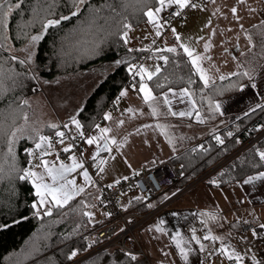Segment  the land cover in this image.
Listing matches in <instances>:
<instances>
[{
    "label": "trees",
    "instance_id": "16d2710c",
    "mask_svg": "<svg viewBox=\"0 0 264 264\" xmlns=\"http://www.w3.org/2000/svg\"><path fill=\"white\" fill-rule=\"evenodd\" d=\"M17 2L19 0H11L13 5ZM105 2L106 0H87L77 16L62 21L56 28H50L43 39L35 45L32 61L26 65L21 66L17 61L10 59L6 63L0 60L2 65L0 79H3L10 88L6 94L0 96V122L5 124L9 133L16 128L23 129V133L17 132V136L21 138L15 144L18 168L28 167L30 157L25 149H34V141L30 137L36 131L47 136L61 129L60 124L58 129L49 128L47 125L51 124V121L31 103L38 81H55L66 75L119 61L87 97L75 118L79 121L81 130H89L102 120L108 104L127 85L131 77L128 66L134 65L147 54L148 50H133L128 42L124 43L121 39L124 31L121 25L127 23L131 25L130 29H133L148 23L144 12L149 8L154 11L160 7L156 0H148L147 3L124 0L127 7H123L120 0H108L115 7V12L101 8ZM33 3L34 0H25L20 9L13 7L8 18L10 43L15 49L11 55L20 59L26 57V53L20 49L29 41L19 34L21 29L18 26L33 21L32 25L23 31L29 35H38L41 31L39 20H34L31 12L30 5ZM97 8L101 9L99 13L94 12ZM72 10L74 9L68 0H57L55 15L49 18L58 19L61 14L70 16ZM117 12L120 14L116 15ZM105 37V42L100 43ZM176 49L175 53L152 51L151 55L157 59L161 55L168 56L169 62L165 64L159 59L161 72L148 83L157 95L169 88L189 87L194 93L193 99L197 108L206 116L210 114L211 121H214L210 132L213 129H220L218 134L210 136L203 146L196 145L175 160V163L180 164L184 170L185 176L181 181V185H184L209 171L215 164L258 136L264 130V110L257 107L245 110L223 128L224 121L215 120L218 116V112L215 111L216 102L238 93L241 90L239 86H243L247 78L230 76L203 88V82L191 68L187 54L180 47ZM9 55V52H3V57L7 58ZM259 57H263V54H259ZM17 73L22 75H16ZM189 75L195 81L191 85L187 83ZM134 82L137 84L139 81L134 79ZM157 83L162 87L157 88ZM233 84L237 87H231ZM25 99L28 100V104L23 103ZM215 136L223 138V144L219 143ZM5 141L6 137L0 140V165H3L7 174L0 181V264H70L99 243L94 236V229L98 223H91L89 217L82 214L84 211L89 212L96 205V197L92 193L82 195L74 198L63 209H53L51 216L35 215L32 204L38 201V197L30 180L20 181L17 176L21 173L9 171L12 160L7 156ZM257 150L264 151V136L258 138L252 147L238 154L231 163L206 181L209 183L215 180L216 185L223 187L264 172V162L260 161ZM79 201H84L88 206L79 204ZM135 203L142 202L138 199ZM141 207L146 209L148 206L144 207L141 204ZM74 250L77 251V255L69 260L68 256ZM133 262L129 253L113 248L80 264H133Z\"/></svg>",
    "mask_w": 264,
    "mask_h": 264
},
{
    "label": "crops",
    "instance_id": "0c3cea01",
    "mask_svg": "<svg viewBox=\"0 0 264 264\" xmlns=\"http://www.w3.org/2000/svg\"><path fill=\"white\" fill-rule=\"evenodd\" d=\"M192 2H194V0H189V3ZM174 5L176 4L169 6L166 0L161 11L155 14L154 22H148L140 27L133 28L134 31H138L133 34L134 38L137 40L134 44L132 40L128 39L130 48L133 50H148L146 57L137 64L143 65L149 71H152L156 65H160V60L154 56V60L147 59L152 56L153 50L156 51L161 47L162 49H166L169 48L168 46L177 48L180 44H184L194 49V54L210 57V59L204 60L201 63L202 67L205 69H209L212 65H215V68L219 69V72L213 69L209 73V75L215 78V82L220 80L218 78L219 75L223 74L229 76V74L233 72L254 70L258 77L262 75L264 60L263 62L259 61V67L254 69L252 63H254L255 50L254 47L251 49L249 48L247 36L250 35L254 43V28L258 30L259 27H264V24H261V21L264 20V0H245L244 3H240L238 0H215L213 3V0H208L205 2V7L183 8L182 19L173 22H165L163 20L164 12L167 8ZM233 7L237 9L235 15L231 11ZM250 9H254L255 11H250ZM241 25L243 27H241ZM173 28L176 30L175 34L172 31ZM130 31L132 30L130 29L128 33ZM157 31L160 32L159 36L156 35ZM176 35L180 37L179 40L176 39ZM162 40H164L168 46H166ZM139 42L140 44H138ZM205 44L209 45L207 51L204 49ZM117 62L119 61L107 63L84 71V73H90L89 75H91V77L93 75L95 77V74H91L93 71H97L98 74V78L96 77L90 80L88 93L86 92L87 97L104 77L117 66ZM238 64L241 65V67L238 68ZM135 79L139 81L137 84L133 80L134 84L125 86L121 89L120 93L127 90V95L121 96L119 93L117 109L104 112L102 120L88 130L85 138V148L81 155L70 150L67 159L62 160L59 158V160H57V153L53 146L51 149L52 154L44 157V159L49 161H55L57 166H59L60 162L70 165L72 161L69 157L73 155L77 157L78 161L83 162L84 168L88 170L93 183L84 184V178L79 174L84 169H77L76 172L69 174L68 177L69 179L75 178L77 184L84 185L85 192L79 196L92 193L97 199L99 194L97 187L99 184L105 186L116 184V181L120 182L125 179V177L148 171L165 160H172L175 163V160L181 154L196 145L203 146L204 142L210 137V132L207 128L208 125L206 123L207 116L203 113L200 112L204 120L203 123L197 122L195 113L191 118L166 115V113H168V106L163 103V95L165 93H168L172 111L176 112L184 111L189 107L187 98H185V103H180L178 99L169 92L170 88L157 95L145 77V82L152 89L153 95L158 98L155 102V106L158 108L160 115L152 116V107L144 103L142 98L143 94L139 92L140 77L136 76ZM253 82L254 79L252 81L247 79V82L238 93L226 99H221L222 101L220 100L218 103L216 102V104L222 106L225 105L230 98L237 95H246L249 99L244 103L241 109L243 110L242 112L256 107L258 104L262 103L263 98L259 99L257 97L256 90L251 87ZM134 85L135 88L133 87ZM171 89L179 93L182 87ZM87 97H85L82 102L80 101L81 103L78 102L74 112H69L67 110L59 111L57 117L52 118L50 123L56 125L60 124L62 128L67 120L75 119ZM129 108L134 111H127ZM105 115H111V119L105 120ZM236 116H239V114ZM218 119L219 113L217 116V120ZM120 120L124 121L123 125L118 123ZM157 124L169 126L166 130L167 135L161 134V129L155 127ZM97 125H99V128H97ZM145 125H152L153 127L146 128L144 127ZM191 127H197L198 131H201V134L198 136L189 134L188 129ZM100 128L111 129L107 136L109 140L115 137L117 141L116 144L109 143V147L111 148L110 152L103 150L105 141L102 139L93 145H88L86 143L87 138L93 136L99 137L101 135L99 131ZM59 131H61V129ZM84 131L85 130H77V133H75L73 137L80 135L81 132L84 133ZM68 145L70 144L64 141L63 146L67 147ZM98 148L101 150L94 161L92 156L97 152ZM101 159L105 160L106 163L103 165L104 172L98 174L96 165ZM30 160H32L34 164L40 163L39 159L34 157H30ZM35 171L42 172L43 169L36 168ZM258 174L259 173H256L251 176H256ZM248 177L223 187L208 183L207 181L205 186L197 189H195V186L176 200L171 206L167 207L160 215L144 225L138 231V234L150 263L243 264L245 260H252L253 257L250 254L251 249H247L246 252H243V248H238L239 240L237 238V233L228 236L227 231H225L223 233L224 240H222V243L219 242L216 247L213 246L211 239H204L207 228L209 231V229L213 227V224L227 221L228 225H232V223L237 222V219L232 216L237 212L250 211L254 214H262L264 211V179L254 181L252 184H244V180ZM46 181L50 182L47 177ZM181 184L182 183L179 182L173 187L166 188L162 195L148 204H143V198L137 191H130L122 194L119 203L120 206L122 203L123 206L121 207L124 209L137 208L140 210L143 208L141 204L144 205V207L148 206L146 209H149L162 202L166 197L185 185ZM137 198L140 199L142 202L141 204L135 203L138 201ZM149 205H151V207H149ZM94 207L97 208L96 205H94ZM204 213L208 215H202ZM213 216L215 217L214 219L212 218ZM106 220L107 215L105 214L104 218L97 223L100 225L106 222ZM244 221L249 222V218L244 219ZM157 226L162 228L163 231H156ZM177 232H179L183 240L186 241L182 246L185 247L188 252L187 259L181 256L179 249L172 239ZM193 235L199 239V243L192 239ZM263 244L264 242H261L254 248V261L258 259L259 250ZM201 245H203V248H201ZM234 254H238L242 259L237 260ZM230 256L231 258H229Z\"/></svg>",
    "mask_w": 264,
    "mask_h": 264
},
{
    "label": "snow or ice",
    "instance_id": "6c2138e0",
    "mask_svg": "<svg viewBox=\"0 0 264 264\" xmlns=\"http://www.w3.org/2000/svg\"><path fill=\"white\" fill-rule=\"evenodd\" d=\"M137 3H147L148 0H136ZM156 2L161 6L157 7L154 11L153 9L149 8L146 12H144V15L148 18L149 22H154V17L156 13H159L161 11V8L165 5L166 0H156ZM215 0H213V3ZM240 3H244L245 0H238ZM25 3V0H19V2L15 3L14 5L11 3V0H3V2H0V60H3L5 63L7 60L17 61L21 66L26 65L27 63L32 61V57L34 55L33 49L37 42H39L41 39H43L44 34L48 32L50 28H56L61 24L64 20H69L73 16H77L80 12L81 6L87 3V0H68L69 5L71 6L72 10L70 16L60 15L58 19H51L49 17L55 15V7L57 4V0H34V3L30 5L31 12L33 15L34 20L38 19L41 24V31L38 35H29L26 31H23V29L30 27L33 23V21H29L24 25L18 26L21 31L20 35H23L24 38H26L29 43L20 51H23L26 53V57L24 59H20L15 55H11L15 49H13L11 43H10V36H9V22L8 18L12 12L13 7L16 9H20L21 4ZM120 3L123 7H127V4H125L124 0H120ZM168 5L176 4L179 5L180 8H184L189 5V0H167ZM191 7H196L195 4H191ZM101 8H108L111 9L113 12H115V7L112 3L106 2L101 6ZM101 11L100 8L94 9L95 13H99ZM232 13L235 15L237 12V9L233 7L231 9ZM250 11H255L254 9H250ZM120 13H116V15H119ZM179 14V13H177ZM261 24H264V20L261 21ZM159 27V26H158ZM241 27H243L241 25ZM121 28L124 30L121 34V39L124 40V43L128 42V29L131 28V25L124 23L121 25ZM173 33L175 34L176 30L172 29ZM156 35L159 36L160 32L157 31ZM176 39L179 40L180 37L176 35ZM249 48L255 47L256 45L253 43L252 38L250 35L247 36ZM106 37L100 41V43L105 42ZM155 42V41H153ZM260 46L262 49V53H264V32L261 33V40H260ZM180 48L183 49V52L187 54V57L190 60L191 68L195 70V74L199 75V79L203 82V88L209 87L210 84H215V78L209 73L215 69L216 72H219L218 68H215V65H212L209 69H205L202 67V61L210 59V57L203 56L200 54H194V49L189 48L188 46L184 44L179 45ZM209 48L208 44L204 45L205 51H207ZM159 52H168V53H175L177 49L175 47H169L166 49H157ZM3 52H9V57L5 58L3 57ZM160 60L164 61L165 64L169 62V57L166 55H161L159 57ZM119 63V62H117ZM2 67V65H0ZM237 67H241V65H237ZM128 71L130 73H134L135 76L140 77V83H139V92L143 94V101L146 104H149L152 107V116H158L160 115L158 108L155 106V102L158 100L156 96L153 95L152 89L148 86V84L145 82V77L147 81H151L154 76L159 74L161 72V66L156 65L154 70L149 71L147 68H145L143 65H129ZM254 70L252 71H243V72H233L230 73L229 76H225L223 74L219 75L220 80L228 79L230 76H242L246 77L249 81H252L254 79ZM16 75H22L21 73H17ZM35 78V77H33ZM11 79V77H9ZM47 83V81H45ZM187 83L189 85L195 83V81L192 80L191 75H189ZM13 84L15 85V81L13 80ZM135 88V85L133 86ZM157 88L162 87L159 83L156 84ZM231 87H237L236 84L231 85ZM239 87H243L242 85ZM252 88L256 87V84L253 82L251 84ZM10 88L4 83L3 79H0V96L6 94ZM169 92L172 93L174 97L178 99L180 103H185V98H187L189 107L186 108L184 111H172L171 109V101L169 100L168 93H165L163 95V103L168 106V113L166 115H172V116H179L181 118L183 117H193V114L195 113V118L197 122L203 123L204 120L201 117L200 110L196 107V101L193 99L194 93L190 90L189 87H184L180 89L179 93H176L171 88L169 89ZM121 96L127 95V90H124L120 93ZM24 104H28V100L23 101ZM257 108H261L264 110V105L258 104L256 106ZM220 110V104L215 105V111ZM127 111L133 112L134 110L129 108ZM255 111V109H253ZM105 120H110L111 115H105ZM25 120H27V116H25ZM72 123L75 124L76 128H80V124L78 121H76L74 118L72 120ZM120 125H123L124 121L120 120L118 122ZM51 129H58L59 126L56 124H49L47 125ZM64 128H68V124L63 125ZM144 127H153L152 125H145ZM156 128L161 129V134L167 135V128L168 125H162L157 124L155 125ZM97 128H99V125H97ZM101 135L99 137L93 136L86 139V143L88 145H93L94 143H97L99 140H104L103 150L111 151V148L109 147V143L116 144L117 141L115 137H112L110 140L107 136V134L111 131L109 128H100L99 129ZM139 131V130H138ZM17 132L23 133L22 128H16L11 133L8 132L7 127L3 122H0V140H4L6 137V144H7V156L11 157L12 163L9 165V171L10 172H17L21 173L17 176V179L20 181H29L31 182L33 188L35 189V195L38 197V201L36 203L32 204V208L35 210V215L41 216V208H44L43 216H51L53 213V209L60 210L63 209L65 206L69 204L70 201H72L75 197L79 196L80 194L85 192L84 185L77 184V181L75 178L69 179V174L76 172L77 169H84L80 175L84 178V184H91L93 183L91 176L89 175V172L87 169L84 168V164L82 161H78L77 157L75 155L70 156L69 159L72 161L70 165L64 164L63 162L59 163V166H57L55 161H49L47 159H44V157L49 156L52 154L51 149L53 148V144L51 142V138L41 134L39 131H36L34 135H32L30 138L34 141V149H25L29 157H34L36 159H39V164H34L32 160H29L28 167L24 169H20L16 166V152H15V144L19 141L21 138L20 136H17ZM228 135H231V133H228ZM55 136L59 137L60 139L57 141L60 144L64 143V137L65 133L63 131H55ZM80 136L83 137V133H80ZM170 139V138H169ZM215 139L223 144V140L220 136H215ZM202 147V146H201ZM72 148V145H68L63 149L64 152H69ZM101 149H97V152L92 156V159L95 161L96 157L99 155ZM257 153L259 155L260 161L264 162V151L257 150ZM57 160H59V154H57L56 157ZM7 161H5L6 163ZM106 163L105 160L101 159L99 160L98 164L96 165L98 169V174L104 172L103 165ZM36 168L43 169L42 172L35 171ZM0 181H2L5 176L7 175L5 173L3 165H0ZM138 174V173H137ZM46 177L50 180V182L46 181ZM127 179V177H125ZM264 179V172H260L256 176H249L246 180H244V184H252L254 181L262 180ZM119 183V181H116ZM209 183L215 184L216 181H209ZM111 187V185H109ZM175 193H173L174 195ZM139 199V198H137ZM79 204L84 205L87 207L88 205L85 204L84 201H79ZM151 207V205H149ZM84 216L89 217V220H91V217L93 213L84 211L82 213ZM202 215H208L207 213H204ZM43 218V217H41ZM215 218L214 216L212 217ZM163 223V222H161ZM260 227L264 228V225H260ZM156 231H163L162 228L159 226L156 227ZM173 241L176 244V247L179 249L181 256L184 259H187L188 252L186 251L185 247L182 245L186 243V241L183 240L180 233L177 232L173 237ZM193 240H196L197 243H199V239L193 235ZM205 240L208 239H220L219 237H212L210 235L204 236ZM201 248H203V245H201ZM223 251V250H222ZM77 255V251H72V253L68 256V259L71 260ZM130 255L131 260L135 261L137 260L136 255ZM235 258L237 260H241L242 257H240L238 254H234ZM231 258V256L229 257Z\"/></svg>",
    "mask_w": 264,
    "mask_h": 264
},
{
    "label": "built area",
    "instance_id": "2783aa9c",
    "mask_svg": "<svg viewBox=\"0 0 264 264\" xmlns=\"http://www.w3.org/2000/svg\"><path fill=\"white\" fill-rule=\"evenodd\" d=\"M181 15L182 8L176 5L164 12L163 20L165 22L178 21L182 19ZM118 97L119 93L108 104L105 112L117 109ZM62 128L61 131L65 133L64 141L72 145V151L81 155L85 148V138L88 130L84 131L83 137L80 135L73 137L64 127ZM263 136L264 130L255 138H261ZM48 137L51 138V142L56 153L59 154V158L62 160L67 159L69 153L63 151L65 147L63 144L57 142L60 138L55 136V132L49 134ZM255 138H252L229 156L215 164L208 172L203 173L179 188L174 192V195H169L162 202L146 210L122 208L119 203L120 196L130 191H137L143 198V204L152 202L162 195L166 188L173 187L184 179L185 173L180 165L175 164L172 160H165L152 169L129 176L127 179L111 185V187L99 184L97 187L99 194L96 206L101 212L107 215L106 222L98 225L94 229V236L99 240V243L70 264H80L103 251L113 248H119L131 255H136L137 260L133 264H151L137 237V232L196 185L207 180L213 172L231 162L244 150L252 147ZM221 139L224 142V139ZM243 264H264V244L260 247L257 260H245Z\"/></svg>",
    "mask_w": 264,
    "mask_h": 264
},
{
    "label": "rangeland",
    "instance_id": "374dc122",
    "mask_svg": "<svg viewBox=\"0 0 264 264\" xmlns=\"http://www.w3.org/2000/svg\"><path fill=\"white\" fill-rule=\"evenodd\" d=\"M189 4H190L189 6H186L184 8L187 9V7H191V4H195L196 7L206 6L205 1H199V0H194V2L189 3ZM131 30L132 31L128 33V39L132 40L133 43L135 44V41L137 39L134 38L133 34H135L138 31L136 30L134 31V29H131ZM262 32H264V27H259L258 30L257 28H254V44L256 45L254 47V50H255L254 51V63H252V66L254 67V69L259 67L260 65L259 60H262V62L264 60V53H261L262 49L260 46ZM162 42L166 46H168V44L164 40H162ZM138 44H140V42ZM33 49L31 50L33 51ZM259 54H263V57L260 58ZM144 57H146V55ZM147 59L154 60V57L151 56L150 58H147ZM137 66H139V64H137ZM85 74H88V75H85ZM89 74L90 73H84V71H82L76 74L63 76L60 79L55 80V81H47V83H45V81L43 80L38 81L36 83V88L34 90L35 94L31 98L32 99L31 103L34 105L36 109L38 108V110H41L45 114L46 119H49L50 121L52 120V118L57 117V114L59 111L67 110L69 112H74V109L76 105L78 104V102L80 101L82 102L84 98L87 97L86 92L88 91V86H90V82H91L90 80L98 76L97 71H93V73H91V74H95V77L94 75L91 77V75ZM254 83L256 84V87L254 88L256 90L255 91L256 95L259 99L263 98L262 103H264V70L262 71V75L260 77H258L257 73L254 72ZM248 99L249 97H247L246 95H237L233 98L228 99L225 105L220 106V110L218 111V113H219V119L221 121H224L223 128L226 127V125H228L229 122L233 121L235 117H238L236 115L238 114L241 115L243 113L242 112L243 110L241 109L243 108L244 103H246ZM72 120L73 119H69L66 121L65 124H68L69 127L65 129L68 131L70 135L73 136L75 133H77L76 132L77 130L80 131L81 129L80 128L77 129L75 124L72 123ZM75 120L78 121L77 119ZM215 120H217V118ZM206 121L208 125L207 128L209 129V132H210V129L214 125L213 123L214 121H211L210 114L207 116ZM62 129L63 128H61V130ZM219 130L220 129H213L210 132V136H214L218 134ZM188 131H189V134H193L194 136H198L199 134H201V131H198L197 127H191L190 129H188ZM221 168H219L218 170H220ZM217 171L213 172L208 178H210ZM206 184L207 182L205 180L204 182H201L198 185H196L195 189L205 186ZM121 206H123L122 203H121ZM129 209H137V208H129ZM44 210H45L44 208H41L40 210L41 215L43 214ZM89 212L93 213L91 220H90L91 223H95V222L97 223L101 221L105 216L103 212L99 211L95 207H92ZM232 216L233 218L237 219V222L232 223V225H228L227 221L226 222L224 221L223 223H215L213 224V227L209 229V231L207 228L205 235H210L212 237L220 238V239H211L213 242V246L216 247V245L219 242L222 243V240H224L223 233L225 231H227L228 236L235 235V233H237V238L239 240L238 248H243L242 250L243 252H246L247 249L248 250L251 249L250 254L253 257L252 258L253 260L254 259V248H256V246H258V244H260L261 242H264V228L260 227V225H264V211L262 212V214L260 213L254 214L253 212H250V211L249 212L241 211V212H237L233 214ZM246 218L247 219L249 218V222L244 221V219ZM137 237L139 241L141 242L138 232H137Z\"/></svg>",
    "mask_w": 264,
    "mask_h": 264
},
{
    "label": "bare ground",
    "instance_id": "6f19581e",
    "mask_svg": "<svg viewBox=\"0 0 264 264\" xmlns=\"http://www.w3.org/2000/svg\"><path fill=\"white\" fill-rule=\"evenodd\" d=\"M199 1H204V0H199ZM175 6V5H174ZM174 6H171V7H169V8H172V7H174ZM169 8H167L166 10H168ZM182 14H183V8H182ZM182 16V15H181ZM147 55V54H146ZM138 62H140V60L139 61H137L136 63H135V65H137V63ZM135 75H134V73H131V77L128 79V81H127V85L126 86H128V85H132L133 84V80L135 79ZM258 138H255L254 139V142L257 140ZM208 172V171H207Z\"/></svg>",
    "mask_w": 264,
    "mask_h": 264
}]
</instances>
